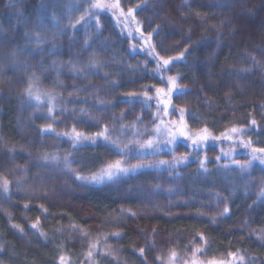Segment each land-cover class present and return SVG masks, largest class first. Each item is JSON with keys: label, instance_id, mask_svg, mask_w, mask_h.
Listing matches in <instances>:
<instances>
[{"label": "trees", "instance_id": "obj_1", "mask_svg": "<svg viewBox=\"0 0 264 264\" xmlns=\"http://www.w3.org/2000/svg\"><path fill=\"white\" fill-rule=\"evenodd\" d=\"M40 1L22 0L19 5L14 6L26 14L27 11L38 10ZM86 1H89L87 3L89 5L93 2V0H83L84 3ZM129 1L130 3L126 4L127 9L142 5L140 8L136 7L138 10H134L143 11V15L150 14L153 10L150 30L163 21L161 7L170 6L174 1L179 3L180 15L185 20L180 22V29L177 31L179 34L174 37L176 40L173 51L174 53L185 49L188 51L183 57L182 64L175 71L181 84L188 88L185 93L190 103L187 119L192 127L207 129L209 133L216 134L234 120L242 125L249 116L264 122V0L240 3V11L246 9L247 14L253 12L252 21L248 24L241 23L243 19L235 17L237 12L231 13L228 8L217 9L221 0ZM224 1L223 4L226 6L229 2H235V0ZM102 2L112 5L116 0H102ZM87 4L85 6L89 7ZM10 8L11 4L8 0H0V17L3 18L11 10ZM115 9L111 7L103 10L94 9L97 14L95 16L100 19V31L96 38L98 42L96 59L99 62L97 72L81 81L66 76L61 78L62 85L58 86V110L52 122L39 120L23 132L17 133L14 127V119L17 116L16 105L28 94L21 80L0 78V176L17 181L18 177L14 174L16 169L23 165H31L33 170H36L38 165V162L34 163L36 157L41 153L60 148L73 150L79 157L77 165L82 173L103 167L105 161H109L107 151L101 143L87 146L72 144L69 148L64 141L71 139L62 133H71L75 128L77 132L92 136L99 130V126L94 127L92 123H86L78 118L82 114L81 112L76 114L77 110L89 109L87 113L93 116L96 109L92 104L99 98H107L109 103L112 101L117 105L113 106L114 110H118V105L134 100L135 95L125 94L138 92L141 81L151 85L154 83L151 77H139L138 71L132 75L127 74V69H135L134 61L137 59L135 57L140 53L125 52L124 48L116 49L117 43L122 45L126 40L122 39L119 29L110 16V12ZM164 24L160 25L159 33H155L156 38L165 35L169 37ZM23 25H25L24 21ZM194 25L196 28L189 35L186 30ZM211 25L215 26V29L211 28ZM216 26L219 27V31L216 30ZM27 28L29 31V27ZM112 30H116V35L111 34ZM28 31L26 33L30 34ZM25 37L24 35L23 38ZM8 40L5 42V38H2L0 42V58L4 56L5 51L13 50L10 36ZM178 40L181 42L177 44ZM45 46L47 45L39 47ZM23 47L36 51L39 49L36 45L23 43L20 47L17 45L14 50ZM205 58H208L207 63L204 62ZM210 58L214 60L211 61ZM8 59H12V55L8 56ZM242 69L248 70L241 71ZM49 79L50 75H46L43 82ZM34 90L35 88L32 87V93ZM48 124L53 125L54 131L46 130ZM260 132L251 129L244 134L257 138L260 140L257 142L264 147V134ZM259 144L256 148L262 147ZM185 147H189L188 143L183 144L182 148ZM188 149L190 150V147ZM110 157L114 158L113 155ZM211 168L205 176L196 174L193 168H188L181 174L184 193L190 200V209L186 215L170 217L169 210L157 205V209L148 213L146 219L141 221L143 223H125L126 220L114 219V217H119L123 205L144 203L139 196V190L151 187L154 189L158 178L152 171L146 169L128 173L116 184L103 183L78 187L75 192L76 197L70 205L65 202L62 205L49 204L41 195H31L27 191L19 197L17 195L12 201H5L2 198L0 199V242L3 240L5 244L0 245V259L9 264L30 262L55 264V260L58 259L56 249L49 245L31 248L19 232L20 226L25 227L22 222L23 215L27 211L25 205L40 204L52 213L68 216L85 226L92 234L98 232L91 228L92 224L89 221L91 214L104 221L113 220L115 224L112 230H117L120 236L115 239L116 241H109L128 250L138 264L149 263L147 255L141 256L139 252L141 248L147 249V245L143 243L138 229L147 232L151 226H155L161 236H171L172 245L181 249L193 248L194 243L205 248L206 257H231L229 256L231 252L238 257L241 254H244L242 256L245 258L250 257L246 264H264V239L261 238L264 235V198L253 199L246 191L247 186L256 185L255 180L262 175V172L252 170L249 176L244 177L237 175L235 171L230 173L220 171V180H218L215 177L210 178L211 175H215L214 171L211 172ZM216 190H220V194L224 195L221 194L229 208L227 214L220 213L219 217H214L212 208L201 204L203 200L211 198V192ZM195 212L197 215L194 214ZM14 226L19 227L17 229ZM201 234L207 238L206 243L200 239ZM164 237L162 239L166 240ZM159 245L161 246V242H157V246L153 248H148L153 252L148 254L149 257L155 254ZM172 245H162L163 251L166 250L163 247ZM145 257L147 259H144Z\"/></svg>", "mask_w": 264, "mask_h": 264}, {"label": "rangeland", "instance_id": "obj_2", "mask_svg": "<svg viewBox=\"0 0 264 264\" xmlns=\"http://www.w3.org/2000/svg\"><path fill=\"white\" fill-rule=\"evenodd\" d=\"M21 1L8 0L11 4V10L3 18L0 17L2 18L0 19V42L2 38H5V42H8L10 36V45L13 46V50L10 52L5 51L2 57L4 59L0 58V78L21 80L26 89L30 83L35 88L32 96H24L16 105L17 116L14 119V127L17 133L23 132L28 126L34 125L36 121L52 122L54 120L58 110V86L62 85L61 78L66 76L75 79V81L76 79L81 81L88 75L91 76V74L97 72V66L92 68L88 67V65L91 59L97 60L96 49L98 43L96 39L98 36L96 30L97 16H92L90 25H84L83 22L80 24L76 23L84 14V9L87 8L85 4L89 3V1L84 3L83 0H41L38 5V10L35 9L33 12L27 11L26 14H23L21 9L15 7ZM117 2L120 7L110 12V16L119 29L122 39L124 41L126 40V42L122 45L117 43L116 49L122 50L124 48L125 52L140 53V55L135 57L137 58L134 61L135 69H127L128 72L126 70L125 72L132 75L138 71L139 77H151L154 79V83L151 85L149 83H142L141 81L138 92L135 93L134 100L126 104L118 105V110H114L113 106L116 107L117 105L113 104L112 101L109 103L107 98H99L92 104L94 109H96L93 116L87 113L90 111L89 109L76 111V114L78 112L82 114L78 118H81L86 123H92L95 125L94 127L99 126V130L92 136L96 133L103 132L107 128L108 131L106 134L110 139L105 140L103 137H100L96 139L95 143L98 142L104 146L109 161L106 160L103 167L82 173L77 165L79 157L71 149L60 148L59 150L41 153L34 161V163L38 162L36 170H33V166L31 165H23L14 171V174L18 177L17 181L0 176V199L3 198L2 200L12 201L17 195L19 197L27 191L31 195H41L49 204L62 205L65 202L67 205H70L76 197L75 192L78 187L85 185L91 186V184L102 185L103 183L116 184V182L125 178L128 174H121L112 180L105 179L101 183L76 179L77 174L83 177H90L94 173L100 172L107 164L114 163L117 160L126 162V165L129 163H151L157 165L152 168H143L152 171L155 177L158 178L154 189L151 187L146 188V190H139V196L144 203H139V205H123L120 208L119 217H114V219L126 220L125 223H140L146 219L148 213H152L157 209V205L169 210L170 217L186 215L190 209V200L184 193L185 189L180 177L188 168H193L196 174L205 176L209 173V168L212 167L211 172L214 171L215 175L209 176L210 178L215 177L218 180H220V171L223 173L235 171L237 175L247 177L251 174L252 170H259L262 172V175L255 180L256 185L252 187L250 185L247 186L246 191L253 199H263L264 197H261V189L264 188V164H261L259 160H255L247 172H241L234 161L246 163L251 159L252 148H256L260 140L255 139L253 136L249 137L244 132L253 129L260 130V133L264 134V122H259L255 117L249 116L242 122L245 125L247 124L246 126H242L243 124L241 125L239 122H236L237 120H234L223 131H219L216 134H211L208 131L205 133L203 128L192 127L189 119H187L190 103L185 93L188 88L181 84L182 82L179 80L177 72L175 71L182 64L183 58L179 60L174 59L167 66H164L162 63V59L177 57L181 52L185 51L183 50L179 53H174L175 51H173V45L176 40L174 37L179 34L177 31L180 29V22L185 20L180 15L179 3L174 1L170 6L161 7L162 18L164 17L163 23L154 25L153 29L150 30L153 10L150 11V14L143 15V11L137 12L138 9L134 7L133 9H137L133 11V16L135 17L134 22L132 17L127 16L128 7H126V4L130 3V1L116 0ZM224 2V0H221L217 9L227 10L228 8V11L231 13L237 12L235 17L244 20H241V23L247 22L248 24L252 21L253 12L247 14L246 9L239 10L241 9L240 3L247 4L250 0H240L238 2L235 0V2H229L227 6L223 4ZM87 5L89 6V4ZM220 5L224 6L220 7ZM41 6H43L44 11H40ZM70 7L73 8L71 12H69ZM165 7L167 8L165 9ZM121 10L124 15H121ZM54 15L56 21L53 20ZM240 15L244 17H238ZM23 21L25 25H23ZM57 21L60 26L59 29L54 27ZM162 24L166 26L169 37L165 35V37L160 36L156 38L155 33H159V29H161L160 25ZM73 25H76L75 31L72 27ZM27 27H29V31ZM213 27L215 29V26ZM213 27L211 25V28ZM137 28L140 31H137ZM195 28V25L189 26L186 32L191 35ZM154 29L156 31H153ZM216 30L219 31L218 26H216ZM3 31L8 32V34ZM27 31L30 32V34L28 33V37L31 39L27 37L23 38ZM112 33L116 35V30H112ZM149 33H152L151 37H149ZM37 34L47 41L40 45H47L41 47L43 48V52L39 49L36 51L29 47L14 50L17 45L20 47L23 43L36 45L34 41ZM86 36H91V40L89 41L91 46L87 48L84 47ZM70 37H74V39L70 40ZM117 41L119 42L118 38ZM180 42L181 40H178L177 44ZM53 45H56V50L50 55L48 54L49 49H52ZM153 48L155 49L154 52H152ZM24 49H30L33 54L28 55ZM14 52L16 53L15 56H13ZM150 52L151 54H149ZM11 55L12 59H8V56ZM207 60L208 58H205L204 62L207 63ZM210 60L213 61L214 59L210 58ZM158 64L160 65L159 69L157 68ZM46 75H50V79L49 81L43 82ZM170 76L177 77L176 83L178 85L171 96L168 95V78ZM157 89L161 91L157 92ZM145 93H147V98ZM37 96L39 99L36 98ZM51 97H54V99ZM169 100L171 101L170 103ZM165 106H167V111H165ZM50 107L52 108L51 115H49ZM181 108L185 110L183 123L180 120ZM252 120H255L256 124H252ZM157 126H160L164 130L160 138L159 154L139 156L134 151L129 156H121L119 150L112 144V141H116V143L123 146L128 144L130 140L143 142L149 138H156L157 134L155 129ZM233 127L243 129V132L240 134L232 133L231 129ZM135 132L141 133L142 135L133 137V133ZM83 134L92 137L88 134ZM170 134L176 136V140L172 144L167 143ZM204 135L209 136L206 142H201L198 145L193 144V140H198L199 137ZM187 137H191V139ZM241 140L245 143L251 141V147L242 146L240 143ZM68 141H64V144L70 148L73 141L72 139ZM95 143L91 139H87L81 141L78 145L87 146ZM185 143H188L190 150L188 149L189 147L182 148ZM260 148L264 147L262 146ZM225 153L228 155H225ZM111 155L114 158H111ZM65 156H68L72 161L71 171L63 164ZM184 156L188 159L178 165H159L158 163L159 161L171 162L174 157ZM45 157H48V159H45ZM53 157L56 159H52ZM218 157L219 159H217ZM202 160L204 161V167H201ZM5 181L8 182V191H5L3 187ZM218 183L220 182L218 181ZM221 194L220 190H216L215 192H211V198L201 202L202 205L213 209L215 213L214 217H219L220 213H223L224 207L227 206V202H224ZM25 210L27 211L24 213L22 221L25 227L20 226L19 232L31 248L49 245L56 249L58 259L55 260V264H60V256L65 257L66 264H138L131 257L128 250L112 244L109 241H116L115 239L120 236L117 230H112L115 224L113 220L104 221L102 218L96 217L95 214H91L89 216V221L92 224L91 228L98 232L92 234L85 226L80 225V223L68 216L52 213V211L44 208L40 204L25 205ZM33 224H37V227L33 228ZM106 224L107 226H105ZM14 227L17 228V226ZM138 231L142 236L143 243L147 245V249L144 248L146 249V257L149 260V263L145 260L147 264H211L213 261H222L223 264H246L248 258L250 259L248 256H246L248 258L242 256L244 254H241L239 257L237 255L235 257H206L204 251L195 252L197 248H205L194 243L192 244L193 248L188 247V250H186L187 248L181 249L179 246L172 245L173 239L171 236L165 235L166 240H163L162 237L164 236H161L155 226H151L147 232L139 229ZM117 233L118 235H115ZM157 242H161V246L159 245L155 254L149 257L148 254H152L153 252L152 249L148 250V248L157 246ZM3 243L5 244L1 240L0 245H3ZM90 245L95 246L91 249L93 251L91 258L88 256ZM162 245L172 246L163 247L166 249L163 251ZM173 252L175 256L172 255ZM241 256L243 257V261L240 260ZM146 257L144 259H147ZM152 260H154L153 263ZM0 264L9 263L0 259ZM29 264L36 263L30 262Z\"/></svg>", "mask_w": 264, "mask_h": 264}, {"label": "snow or ice", "instance_id": "obj_3", "mask_svg": "<svg viewBox=\"0 0 264 264\" xmlns=\"http://www.w3.org/2000/svg\"><path fill=\"white\" fill-rule=\"evenodd\" d=\"M106 7L119 9L120 5H119L118 2L115 3V4H112V5H106V4H104L102 2V0H93V2L90 3L89 7L84 9V14L80 17L79 20H77L76 23L80 24L81 22H83L84 25H90L91 17L97 15L94 12V9L103 10ZM136 7L140 8V7H142V5H137ZM72 10H73V8L70 7L69 8V12H71ZM40 11H44L43 6H41ZM133 11H134L133 8H129L128 11H127V16L132 17L133 21L135 22V17L133 16ZM121 15H124L122 10H121ZM53 20L56 21L55 15L53 16ZM54 27H57L59 29L60 26H59L58 21L54 24ZM72 27H73V29L75 31L76 30V25H73ZM96 30H97V32L100 31V19L99 18L96 19ZM137 31H140V29L137 28ZM153 31H156V30L154 29ZM141 35H143V33H141ZM148 35H149V37H151L152 33H149ZM25 36L27 38L31 39L30 37H28L27 33H25ZM72 39H74V37H70V40H72ZM90 40H91V36H86L85 37V40H84V47L85 48L91 46L90 43H89ZM34 42L37 45V47L39 48V50L41 52H43V48H40L39 46L41 44H43V43H46L47 41L42 39L39 36V34H37ZM55 50H56V45H53V48L49 49V53L48 54H50V55L53 54L55 52ZM24 51H27V49H24ZM154 51H155V49L153 48L152 52H154ZM187 51H188V49H185L184 52H181L179 56L174 57V58L173 57H169L168 59H162L161 58L163 65L164 66L169 65L174 59L175 60L182 59ZM27 54L28 55H32L33 53L31 51H27ZM149 54H151V52ZM15 55H16V53L14 52L13 56H15ZM98 63L99 62L97 60L91 59L90 62H89L88 67L94 68V67H96L98 65ZM54 64H55V62H54ZM159 67H160V65L158 64L157 68L159 69ZM247 70L248 69H242L241 71H247ZM33 76H35V74H33ZM168 79H169L168 95L171 96L173 91L178 87V85L176 83L177 77L170 76ZM25 91H26V93L29 96H32V84L31 83L29 84V87ZM160 91H161L160 89H157V92H160ZM125 95L134 96L135 93H126ZM145 96L147 98V93H145ZM36 98L39 99L38 96ZM51 98L54 99V97H51ZM170 102L171 101L169 100V103ZM165 111H167V106H165ZM184 111L185 110L183 108L180 109V113H181L180 120H181V123H183V120H184V115H183ZM51 113H52V108L50 107L49 108V115H51ZM251 123L252 124H256V121L252 120ZM46 130L49 131V132L54 131L53 125L52 124L46 125ZM107 131H108L107 128H105V130L103 132L96 133L94 136L89 137V136H85L83 133L77 132L75 130V128H73L71 133L65 132V133H62V135L69 136V138L72 139L73 144L75 145V144H78L81 141L87 140V139H91L93 141V143H95L96 139H98L100 137H103L105 140H109L110 137L106 134ZM163 131L164 130L160 126H157V128L155 129V132L157 134L156 138H149L148 140L143 141V142H141L139 140H130L128 144H125L123 146H121L120 144L116 143V141H112V144L119 150V153H120L121 156H129L134 151H135V154L139 155V156L156 155V154H159V152H160V138H161V135L163 134ZM204 132L207 133V129H204ZM231 132L235 133V134H240V133L243 132V129H238V128L233 127L231 129ZM139 135H142V134L138 133V132L133 133V137L139 136ZM181 135H183V133H181ZM187 138L191 139V137H187ZM208 139H209V136L208 135H204V136L199 137L198 140H193V144L194 145H198L201 142H206ZM217 139H219V138H217ZM175 140H176V136L174 134H170V138L167 140V143L168 144H172V143L175 142ZM240 143L244 147H251V141H248L247 143H245L243 140H241ZM225 155H228V154L225 153ZM45 159H48V157H45ZM52 159H56V158L53 157ZM187 159L188 158L186 156H184V157H174L171 162H169V161H159L158 163H159V165H170L171 166V165L181 164V163L185 162ZM217 159H219V157ZM255 160H259L261 164H264V148H252L251 159H249L246 163H240L238 161H234V163H236L237 167L240 169L241 172H247V170L252 166V163ZM63 164L70 171L72 170L71 169L72 161L68 158V156L64 157ZM156 166H157L156 164H151V163L150 164H140V163H138V164H133V165H126V162H124L122 160H117L114 163L107 164L104 168L101 169L100 172L94 173L90 177H83V176H80V175L77 174L76 175V179L77 180H90V181L95 182V183H101V182H104L105 179L112 180L114 177H117V176H119L121 174H125L126 175V174H128L130 172H135L138 169L152 168V167H156ZM201 167H204V161L203 160L201 161ZM3 187H4L5 191H8V182L7 181L4 182ZM261 197H264V188L261 189ZM228 212H229V208L227 206H225L224 209H223V213H221V215L227 214ZM213 222H215V221H213ZM32 227L36 228L37 224H33ZM115 235H118V233L115 234ZM261 238L264 239V235H262ZM200 239L202 241H205V243H206L207 238L205 236H203L202 234L200 236ZM94 247H95L94 245H90V250L88 252V256L90 258L93 256V251L91 249L94 248ZM203 251H204V249H202V248H197L195 250V252H203ZM139 252H140V255L143 256L145 254V249L141 248V249H139ZM172 255L175 256V253L173 252ZM235 255H236L235 253H231V252L229 253V256L235 257ZM240 260L243 261V257L242 256L240 257ZM59 261H60V264H66L64 256H60ZM211 264H223V262L222 261L221 262L213 261V262H211Z\"/></svg>", "mask_w": 264, "mask_h": 264}]
</instances>
